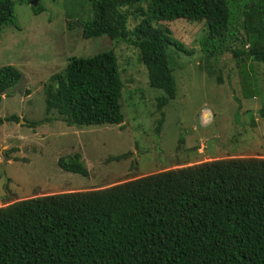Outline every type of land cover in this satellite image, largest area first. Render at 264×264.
<instances>
[{"label": "trees", "instance_id": "obj_1", "mask_svg": "<svg viewBox=\"0 0 264 264\" xmlns=\"http://www.w3.org/2000/svg\"><path fill=\"white\" fill-rule=\"evenodd\" d=\"M89 2L92 14L80 23L82 38L106 35L138 48L148 85L162 92L156 97L157 127L177 91L167 48L190 52L155 21L203 20L207 56L228 50L240 61L264 63V0ZM13 6L12 0H0V30L7 24L19 28ZM132 6L147 15L131 31L134 38H126ZM31 8L34 14L44 9ZM241 29L242 47L235 49L231 44ZM21 75L13 65L1 66L0 94ZM122 89L113 50L71 56L44 88L45 114L56 112L68 126L119 124ZM18 119L4 116L0 126ZM58 163L68 172L88 174L79 154ZM0 264H264V157L204 161L2 206Z\"/></svg>", "mask_w": 264, "mask_h": 264}, {"label": "rangeland", "instance_id": "obj_2", "mask_svg": "<svg viewBox=\"0 0 264 264\" xmlns=\"http://www.w3.org/2000/svg\"><path fill=\"white\" fill-rule=\"evenodd\" d=\"M12 1L19 28L7 24L0 30V67L13 65L22 75L0 94V118H19L0 126V207L42 195L100 189L204 161L264 157V63L240 61L228 50L207 56L201 44L208 35L203 20L154 22L168 28L190 52L167 48L177 91L163 107L157 127L156 97L162 92L148 85L138 48L106 35L82 38L80 23L92 14L89 0H36L44 8L38 14L31 0ZM142 6L147 12L146 3ZM127 11L126 38H134L131 31L147 14L137 6ZM236 37L231 45L239 49L242 29ZM110 49L123 83L124 120L68 126L56 112L46 115L49 77L62 72L71 56ZM74 154L80 155L86 176L60 167L59 158Z\"/></svg>", "mask_w": 264, "mask_h": 264}, {"label": "water", "instance_id": "obj_3", "mask_svg": "<svg viewBox=\"0 0 264 264\" xmlns=\"http://www.w3.org/2000/svg\"><path fill=\"white\" fill-rule=\"evenodd\" d=\"M30 3L31 5H36V0H31Z\"/></svg>", "mask_w": 264, "mask_h": 264}]
</instances>
